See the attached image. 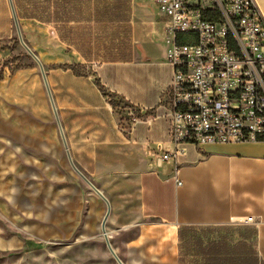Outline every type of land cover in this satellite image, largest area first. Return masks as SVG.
<instances>
[{
	"label": "crops",
	"instance_id": "0c3cea01",
	"mask_svg": "<svg viewBox=\"0 0 264 264\" xmlns=\"http://www.w3.org/2000/svg\"><path fill=\"white\" fill-rule=\"evenodd\" d=\"M12 2L57 115L38 64L14 72L4 64L2 164L59 166L71 157L109 203L106 231L123 264H264V141L186 145L176 160H162L176 148L163 97L174 71L169 21L157 0H131V55L98 66L55 23L27 18L20 0ZM256 2L264 16V0ZM16 37L11 2L0 0V45ZM97 196L94 204L106 215L107 203ZM237 224L241 236L202 240L193 255L183 248L184 227Z\"/></svg>",
	"mask_w": 264,
	"mask_h": 264
},
{
	"label": "rangeland",
	"instance_id": "374dc122",
	"mask_svg": "<svg viewBox=\"0 0 264 264\" xmlns=\"http://www.w3.org/2000/svg\"><path fill=\"white\" fill-rule=\"evenodd\" d=\"M20 0L23 15L55 23L63 37L95 66L129 59L132 51L126 0ZM29 7V8H28ZM28 10V11H25ZM0 53L11 72L37 65L16 37ZM80 70H82L80 68ZM121 114L124 104L118 105ZM0 151V264H118L102 232L97 194L66 158L64 165L7 166ZM242 224L182 228L183 248L202 240L242 235ZM244 233V232H243ZM108 253V256H106ZM197 260L198 257L192 258Z\"/></svg>",
	"mask_w": 264,
	"mask_h": 264
},
{
	"label": "built area",
	"instance_id": "2783aa9c",
	"mask_svg": "<svg viewBox=\"0 0 264 264\" xmlns=\"http://www.w3.org/2000/svg\"><path fill=\"white\" fill-rule=\"evenodd\" d=\"M157 4L169 21L174 71L163 97L176 148L162 160H176L186 145L263 142L264 16L256 0Z\"/></svg>",
	"mask_w": 264,
	"mask_h": 264
},
{
	"label": "water",
	"instance_id": "95a60500",
	"mask_svg": "<svg viewBox=\"0 0 264 264\" xmlns=\"http://www.w3.org/2000/svg\"><path fill=\"white\" fill-rule=\"evenodd\" d=\"M11 2V7L13 9V15H14V19H15V24H16V29H17V34H18V38H19V41L20 43L22 44V46L24 47V49L32 56V58L37 62V64L39 65L40 67V70L43 74V77L45 79V83L47 85V90H48V93H49V96L51 98V101H52V105H53V109L57 115V111H56V108H55V105L53 103V100H52V97H51V92H50V89H49V86L47 84V80H46V75H45V71H44V68L40 62V60L37 58V56L33 53V51L27 46V44L24 42V39H23V35H22V32H21V28H20V25H19V21H18V18H17V15H16V12H15V9H14V5H13V2L12 0H10ZM65 146H66V143H65ZM69 160H70V163H71V166L73 167V169L77 172V174L79 176H81L84 181L91 187V189H93V191H95L106 203H107V206H108V210H107V213L104 217V220L102 222V232H103V235H104V239H105V242L107 244V247L110 251V253L113 255V257L115 258V260L118 262V264H123V262L121 261V259L118 257V255L116 254V252L114 251V249L112 248L111 246V243L108 239V235H107V231H106V226H105V223L107 221V218L109 216V213H110V207H109V203L107 201V199L105 198V196L101 193V191H99L95 185L89 181V179L83 174L81 173V171L75 166V164L73 163L71 157H69Z\"/></svg>",
	"mask_w": 264,
	"mask_h": 264
},
{
	"label": "trees",
	"instance_id": "16d2710c",
	"mask_svg": "<svg viewBox=\"0 0 264 264\" xmlns=\"http://www.w3.org/2000/svg\"><path fill=\"white\" fill-rule=\"evenodd\" d=\"M62 1H65V0H62ZM127 1V4L131 5V0H126ZM66 4V3H65ZM131 7V6H130ZM25 17L27 18H36L38 20H41L40 18L36 17V16H32V15H26ZM44 22V21H43ZM256 264H259L258 261L256 262Z\"/></svg>",
	"mask_w": 264,
	"mask_h": 264
}]
</instances>
